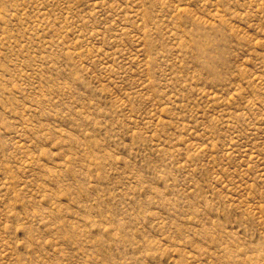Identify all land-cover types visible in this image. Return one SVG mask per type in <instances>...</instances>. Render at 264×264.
<instances>
[{
    "label": "rangeland",
    "instance_id": "obj_1",
    "mask_svg": "<svg viewBox=\"0 0 264 264\" xmlns=\"http://www.w3.org/2000/svg\"><path fill=\"white\" fill-rule=\"evenodd\" d=\"M0 264H264V0H0Z\"/></svg>",
    "mask_w": 264,
    "mask_h": 264
}]
</instances>
